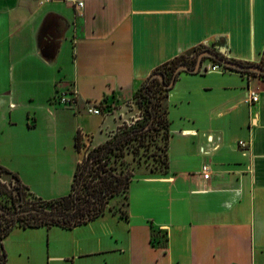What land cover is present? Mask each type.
<instances>
[{
	"label": "crops",
	"instance_id": "crops-1",
	"mask_svg": "<svg viewBox=\"0 0 264 264\" xmlns=\"http://www.w3.org/2000/svg\"><path fill=\"white\" fill-rule=\"evenodd\" d=\"M82 1L0 0V163L33 193L57 185L48 177L59 173L70 184L54 195L69 191L82 157L76 133L95 145L129 123L130 97L163 62L198 46L256 64L264 56V0ZM212 62L179 71L168 90L167 166L134 174L126 215L108 211L96 246L49 257L264 264V75ZM58 90L73 91L76 105L56 103ZM88 102L102 112H88Z\"/></svg>",
	"mask_w": 264,
	"mask_h": 264
},
{
	"label": "trees",
	"instance_id": "trees-1",
	"mask_svg": "<svg viewBox=\"0 0 264 264\" xmlns=\"http://www.w3.org/2000/svg\"><path fill=\"white\" fill-rule=\"evenodd\" d=\"M205 48L208 47L198 46L194 50L201 51ZM219 54L226 57L222 53ZM211 58L214 62L222 63L216 58ZM195 60V56L179 54L160 64L144 79L136 91L138 90L139 96L142 97L146 118L135 124L124 121L103 142L89 144L76 163L67 193L52 198L38 196L20 180L15 172H11L0 163V171L4 170L16 179L13 185L0 181V264H5L7 260L3 239L14 227L57 225L73 228L104 214L107 209L115 212L108 204L112 197L120 193H123L126 199L124 203H127L128 187L135 172L125 157L129 152L137 151V145L134 142L144 137L160 115L166 130L163 161L164 168L167 166L169 131L166 97L171 87L169 83L178 74L174 75L177 65L188 63L193 66ZM239 62L245 65L254 64L247 61ZM257 64L264 67V56ZM224 66L234 68L225 64ZM235 69L247 73H258L249 69ZM156 72H160L162 78L157 76ZM259 74L264 75V73ZM75 145L78 151L82 149V137L79 132L75 136ZM120 215H126V210L120 211ZM154 241L152 235V242Z\"/></svg>",
	"mask_w": 264,
	"mask_h": 264
},
{
	"label": "rangeland",
	"instance_id": "rangeland-1",
	"mask_svg": "<svg viewBox=\"0 0 264 264\" xmlns=\"http://www.w3.org/2000/svg\"><path fill=\"white\" fill-rule=\"evenodd\" d=\"M198 53L199 51L193 50L191 53L185 55L197 57ZM141 98L142 97L139 96V91L135 90L128 101V105L130 104L132 107V115L129 120L130 124H135L137 121L140 122L146 118V111ZM165 142L166 130L163 118L160 115L157 117V121L153 124V127L144 135V137L134 142V144L137 145V151H135V153L129 152L126 155L125 160L129 162L131 167H133L135 173L142 170H163ZM85 148L86 145H82V154ZM133 154L134 157H132ZM48 178L52 180L59 179L60 181L57 185L41 184L37 186V190L35 191L36 195L48 198L59 193L67 185L69 187V178L68 184H64L62 181L65 177L62 173H59L57 176L51 175ZM0 181L5 182L7 185H13L16 182V179L10 173L1 170ZM125 201L126 199L123 193H120L112 197L108 205L115 211L117 209L123 211L125 209ZM113 216L114 215L108 213L107 209L97 220L78 229L57 225L50 227H14L3 239V245L7 252V260L5 264H72L70 260L49 257V254L68 252L82 243H86L88 248L96 246L97 236L93 234V232L95 233L94 229H100L101 232L106 231L108 233V217ZM88 259L91 264L101 263L100 256Z\"/></svg>",
	"mask_w": 264,
	"mask_h": 264
},
{
	"label": "built area",
	"instance_id": "built-area-1",
	"mask_svg": "<svg viewBox=\"0 0 264 264\" xmlns=\"http://www.w3.org/2000/svg\"><path fill=\"white\" fill-rule=\"evenodd\" d=\"M73 2H76L78 6H82L83 1L82 0H71ZM207 68V67H206ZM209 69L211 70H226L228 69V67L224 66L223 63H218V62H212L209 66ZM248 100L250 101H256L258 99V92L253 90V89H249L248 90ZM53 100L60 104V105H65V106H74L77 103V97L75 95V93L73 91L70 90H58L54 96H53ZM100 102H88V105L86 106V110L88 112H92V113H100L102 112L101 107L99 106ZM239 144L244 146L246 144L245 140L240 139L239 140ZM86 147L89 145V143L85 144ZM201 173L204 177H208L209 173H210V166L209 163L204 162L201 165Z\"/></svg>",
	"mask_w": 264,
	"mask_h": 264
},
{
	"label": "water",
	"instance_id": "water-1",
	"mask_svg": "<svg viewBox=\"0 0 264 264\" xmlns=\"http://www.w3.org/2000/svg\"><path fill=\"white\" fill-rule=\"evenodd\" d=\"M219 51H222L223 53H225V50L223 48H220L218 50V52L214 51L210 48H205V49L199 51V53L196 57L195 64L193 66L189 65L188 63H181V64L176 66V68L174 70V75L181 70L198 71V69L200 68V64H201L202 60L206 57L216 58L220 62H222L223 64H225L229 67H234V68H239V69H249L252 71H256L258 73H264V67L259 65V64L254 63V64L245 65V64H243L239 61H236L234 59H230L228 57L221 56L219 54L220 53ZM156 75L159 76L160 78H162V74L160 72H156ZM173 82H174V77L171 79L169 85H172Z\"/></svg>",
	"mask_w": 264,
	"mask_h": 264
}]
</instances>
